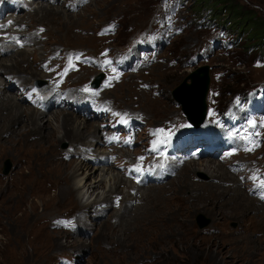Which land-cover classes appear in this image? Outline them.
<instances>
[{
  "label": "rangeland",
  "instance_id": "obj_1",
  "mask_svg": "<svg viewBox=\"0 0 264 264\" xmlns=\"http://www.w3.org/2000/svg\"><path fill=\"white\" fill-rule=\"evenodd\" d=\"M46 1L34 2L30 11L16 17L18 32L26 33V45L17 48L11 42L7 45L10 50L0 52V89L4 90V83H11L3 98L15 97L8 105L0 104V264H56L62 256L75 258L77 264H264V202L247 194L241 179L229 170L230 162L211 158L184 166L175 162L172 171L176 176L141 188L129 184L117 165L94 164L80 156L93 158L98 150H105L96 117L78 116L83 124L80 136L70 137L69 126L60 125L52 143H47L48 129L39 136L29 131L32 126L28 123L27 129H21L26 113L15 123L6 117L13 105L33 108L28 113L34 117L40 113L21 100L18 87L34 85L36 80L48 83L42 63L61 50L93 55L110 46L113 51L105 57L115 61L137 37L163 27L169 36L167 45L149 67L119 76V71L113 76L105 65L82 67L69 76L67 85L69 90H77L93 82L97 72L105 71L100 97L111 100L115 109L129 112L132 119L144 116L150 126L188 118L176 97H186L184 85L191 84L192 74L203 66L208 67L210 79L207 110L214 105L224 108L238 104L248 89L264 85V50L246 52L245 36L240 35L241 26L234 24L236 19L225 9L218 16L209 1L201 5V0H91L77 11H71L69 3L62 0L54 5ZM231 1L264 19V0ZM40 7L53 12L42 15ZM209 19L212 24L207 27ZM113 22L117 24L116 34L99 37L98 31ZM217 26L229 32L223 35ZM40 27H44L43 33ZM219 36L241 38L238 47L222 52L211 47ZM203 48H207L208 57L191 65V57L202 53ZM136 54H140L138 49ZM60 61L56 62L59 67L64 64ZM10 70L19 74L10 72V77L6 73ZM145 84L149 87L144 88ZM63 109L66 111L54 107L47 112L45 122H52V129L61 123L56 115ZM262 126L264 140V123ZM143 139L141 135L138 141ZM142 148L137 146L129 155L122 154L116 163L125 158H129L127 163L135 162ZM70 152L72 158L68 160L65 153ZM109 154L106 151L105 155ZM8 160L11 169L5 174ZM165 160L160 149L159 165ZM206 160L213 169L221 165L228 172V180L211 179L203 170L192 172L193 166L202 167ZM231 160L264 163V145L255 154H240ZM64 174L71 178L65 180ZM111 176L118 181L116 187ZM190 180L217 184L220 189L215 199L219 204H214L215 211L199 206L188 210L189 199L195 195V190L184 186ZM119 196L121 206L117 207L114 202ZM241 199L247 210L241 204L236 206ZM225 201L223 207L231 213L219 212ZM60 216L75 218L79 230L74 233L68 228H54ZM208 220L209 224L201 228L199 223Z\"/></svg>",
  "mask_w": 264,
  "mask_h": 264
},
{
  "label": "bare ground",
  "instance_id": "obj_2",
  "mask_svg": "<svg viewBox=\"0 0 264 264\" xmlns=\"http://www.w3.org/2000/svg\"><path fill=\"white\" fill-rule=\"evenodd\" d=\"M86 4V3H85ZM41 10V13L42 15L44 14L45 16L48 15V13L50 12H53L49 9H46L44 7H40ZM28 33V32H27ZM26 34V33H24ZM23 34V35H24ZM22 35V36H23ZM3 66V65H2ZM10 72H13V73H16V74H19V72L17 71H9V72H6L8 75ZM87 72V71H86ZM11 77V75H9ZM13 77H16L13 75ZM95 78L98 77V74L97 75H94ZM192 78V85L195 84V81H194V77L191 76ZM12 84L9 83V82H6L4 83V90L3 89H0V104H3V105H8L10 103L13 102L14 98L13 97H9V99H6V98H3L5 96V94H7L5 88H8V87H11ZM20 107H14L11 106V111L8 113V115L6 116L8 118L9 121H12V123L14 122H19L20 120H23V114L26 113V122H25V125L21 128V129H27V123L31 126L29 131L30 130H33L35 132H37L38 136L39 135H45L47 134V132H45L44 130L45 129H48V137H47V143L50 141L51 143L53 141H56L57 138H54V132H57V130H59V127L60 125H63V126H66V128L69 126L68 128V134L70 135V137L72 136H80L82 135V132L83 130L81 131L80 130V126L83 125L82 122H78V116L80 117V114L71 110L72 112H68L67 110H69V108H65L66 111L63 109V111H61L59 114L56 115V117H59L61 118V123L59 124V126L55 127L54 129H52L53 125H52V122H45V118H46V115H47V112L50 110V109H45V110H39V114H37L36 117H34L33 113L32 114H29L28 111H32L34 110L33 108H26V107H23L22 105H19ZM187 110L188 107L185 105L184 106ZM15 109V110H14ZM185 109V110H186ZM198 108H196V106L193 108L191 107V110L192 112H196L197 116H200V113L198 112L197 110ZM198 112V113H197ZM195 114V115H196ZM36 115V114H35ZM84 116V115H83ZM87 118V117H86ZM58 119V118H57ZM48 121L50 119H47ZM45 122V123H42V122ZM42 123V124H41ZM74 123H77V125L75 126ZM7 125V124H6ZM28 127V128H29ZM89 127V126H88ZM5 128V127H4ZM51 130V131H50ZM66 130V129H65ZM89 131V130H88ZM45 133V134H44ZM67 134V133H66ZM62 137V136H61ZM60 138V137H59ZM52 140V141H51ZM89 153V152H88ZM83 160V159H82ZM206 163H202V167L200 166H193L191 168L192 172H195V171H199V170H203L206 172V174L208 173L212 179V177H218L220 180H222L223 182L224 181H227V176H228V172H226L225 170H223L222 166H218L217 169L214 168L211 166V162L209 160H206L205 161ZM161 163V162H160ZM83 164H81L82 166ZM203 168V169H202ZM204 172V173H205ZM207 174V175H208ZM57 175V174H56ZM59 176V175H58ZM64 177L65 180H69L71 178V176H69L68 174H64L62 175ZM73 176V175H72ZM58 178V177H57ZM109 181V179H108ZM110 181L112 183L115 184V187L117 185V182L115 178H113L111 176L110 178ZM100 182V181H99ZM35 183V182H33ZM121 183V182H120ZM96 184H92V187H95ZM113 186V185H112ZM111 186V187H112ZM185 187H188L190 188L191 190H195L193 194V196H191V198L189 199L190 201L192 202H189V206L187 207L188 210H192V209H196L198 206L199 207H209L211 208L212 210L214 209L215 211V208H213L214 204L217 203L218 199L216 198L215 199V194H219V189L217 184L214 185L213 182L210 180L209 182H193V181H189L187 182L185 185ZM114 188V187H113ZM94 190V189H93ZM146 190V189H145ZM139 191V190H138ZM227 192L224 191V194H226ZM239 192H237L235 195H238ZM56 196V195H55ZM228 201H225L224 204L221 205L222 208L219 209V212L220 213H231L229 212L228 210H226L223 206L227 203ZM219 204V203H217ZM242 205V206H245L246 207V204L245 202L241 199L239 200L238 202H236V206L238 207L239 205ZM203 205V206H202ZM249 207H246V210L248 209ZM182 209H185L182 208Z\"/></svg>",
  "mask_w": 264,
  "mask_h": 264
},
{
  "label": "trees",
  "instance_id": "obj_3",
  "mask_svg": "<svg viewBox=\"0 0 264 264\" xmlns=\"http://www.w3.org/2000/svg\"><path fill=\"white\" fill-rule=\"evenodd\" d=\"M200 2L201 5L203 2L211 4V7L214 8V10L216 9V14L218 16L222 14L221 10H228L229 17L233 16L236 19L234 24L240 25V28L243 30L240 34L242 35L244 33V50H247L246 52L253 50V48L264 50V47H262L264 46V19L258 17L254 12L243 9L231 0H201ZM220 5H222L221 9L218 8Z\"/></svg>",
  "mask_w": 264,
  "mask_h": 264
},
{
  "label": "water",
  "instance_id": "obj_4",
  "mask_svg": "<svg viewBox=\"0 0 264 264\" xmlns=\"http://www.w3.org/2000/svg\"><path fill=\"white\" fill-rule=\"evenodd\" d=\"M192 76L194 77V81H195V84L192 85L191 84H185L184 86V89H186L187 91V95L186 97H180L177 96L176 98L181 101L183 104H185L186 106H188V109L187 110L185 107H184V111L188 114V117L190 119V121H192L193 123H196L197 121V114L196 112H192L190 111L191 110V107H195L198 108V112L201 113L200 116H204L206 114V110H207V104H206V96H207V92L209 90V76H208V67L207 66H203L201 67L199 70L195 71ZM198 79H200L198 81ZM197 82V83H196ZM192 102L194 103V105L192 104ZM186 109V110H185ZM197 112V113H198ZM196 114V115H195ZM11 169V162L8 160L6 162V168L4 169V173L5 174H8L9 171ZM209 220L206 221V222H200L199 225L200 227H204L206 226L207 224H209Z\"/></svg>",
  "mask_w": 264,
  "mask_h": 264
},
{
  "label": "clouds",
  "instance_id": "obj_5",
  "mask_svg": "<svg viewBox=\"0 0 264 264\" xmlns=\"http://www.w3.org/2000/svg\"><path fill=\"white\" fill-rule=\"evenodd\" d=\"M28 104V103H27ZM30 105V104H29ZM31 106V105H30ZM31 107H33V106H31ZM235 176H237V175H235ZM238 177V176H237ZM158 183H160V182H158ZM158 183H151V184H158ZM239 183H240V181H239ZM241 185V184H240ZM242 186V185H241ZM144 187H146V186H143L142 188H144ZM248 194V193H247ZM249 195V194H248ZM251 196V195H250ZM252 197H254L255 198V196H252ZM60 217H64V216H60ZM65 217H68V216H65ZM70 217V216H69ZM59 218V217H58ZM75 233V232H74ZM63 257V256H62ZM61 257V258H62ZM71 260H73V261H75L76 262V264H77V261H76V259L75 258H70ZM60 260V259H59ZM59 263V261L56 263V264H58Z\"/></svg>",
  "mask_w": 264,
  "mask_h": 264
},
{
  "label": "snow or ice",
  "instance_id": "obj_6",
  "mask_svg": "<svg viewBox=\"0 0 264 264\" xmlns=\"http://www.w3.org/2000/svg\"><path fill=\"white\" fill-rule=\"evenodd\" d=\"M0 27H2V26H0ZM108 63H110V62H108ZM84 91H91V90L88 88H85ZM249 150H251V149H249ZM260 187L264 188V182L261 183Z\"/></svg>",
  "mask_w": 264,
  "mask_h": 264
}]
</instances>
